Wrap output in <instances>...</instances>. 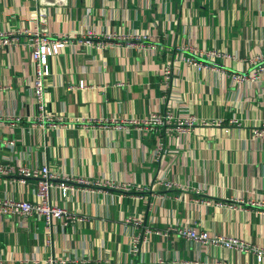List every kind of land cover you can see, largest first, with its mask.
I'll use <instances>...</instances> for the list:
<instances>
[{
	"label": "crops",
	"instance_id": "obj_1",
	"mask_svg": "<svg viewBox=\"0 0 264 264\" xmlns=\"http://www.w3.org/2000/svg\"><path fill=\"white\" fill-rule=\"evenodd\" d=\"M35 28L95 36L48 60L45 110L62 119L54 126L33 122L23 40L0 49V164L47 166L87 184L50 192L77 222L0 216V264H258L252 251L199 247L176 230L264 246V140L252 136L264 120V72L230 77H249L264 53V0H0V33ZM187 47L233 59L198 70L181 61ZM165 110L220 124L166 135L130 123ZM35 183L0 175V198L34 202Z\"/></svg>",
	"mask_w": 264,
	"mask_h": 264
},
{
	"label": "built area",
	"instance_id": "obj_2",
	"mask_svg": "<svg viewBox=\"0 0 264 264\" xmlns=\"http://www.w3.org/2000/svg\"><path fill=\"white\" fill-rule=\"evenodd\" d=\"M95 33L88 31L80 37H71L68 35L53 36L44 31L38 30H16L11 32L0 33V49L7 46L17 45L20 43V38L23 40V45L29 53L30 62L33 71V80L30 85V90L34 97L38 113L33 118L34 123H38L40 126L48 124V126H54L56 123L62 121L61 118H53L48 115L45 110V90L47 78L49 76V58L58 55L61 50L67 45H76L78 43L82 46H92ZM97 46H99L97 44ZM188 52L187 55H182L181 61L196 67L198 70L213 69L212 64L217 58L233 59L226 53L218 50L199 51L190 47L185 48ZM253 69L251 75L245 76L242 74H232L231 79L241 84L247 80L258 81L261 73L264 72V53L259 57H253L249 62ZM170 72L165 69V74ZM79 87H82L80 84ZM18 118H11V126H16ZM130 123L144 125L149 129L160 128L166 135H185L195 126L220 124V121L214 122V120H199L193 115L173 113L171 110H165L164 112H153L148 117L141 120H130ZM233 123H236L234 121ZM252 136L256 140H264V120L254 125L252 129ZM7 145L12 148L13 142H8ZM157 151H161V147L157 148ZM15 173L23 180L27 178H34L35 183V197L34 202L3 197L0 198V216L5 218H29L38 217L45 225L50 226L53 221H58L62 225L68 223L77 222L80 218H77L65 207H61L52 204L50 199V192L52 188H60L62 195L65 196L68 189L72 185L69 183L87 184L86 181L81 179L68 178L65 176L59 177L50 171L47 166H41L39 168H30L25 165L19 166L15 171H12L9 167L0 164V175H9ZM60 179V180H59ZM55 181H59L55 183ZM159 184L163 185L164 189H170L174 184L172 182H164L159 179ZM257 203V202H256ZM255 203V204H256ZM264 206V202L257 203ZM133 222L137 223L135 219ZM177 234L187 240L193 242L199 247L208 245L220 246L226 249L237 250L240 252L252 251L255 254L256 262L258 264H264V246H253L245 243L237 237L224 236L221 234L210 235L206 231H196L194 229L178 228ZM152 233V230L147 228L142 235L136 236L133 240V247L137 250V245L141 240H145L148 234ZM45 264H63L62 262H56L55 260H49Z\"/></svg>",
	"mask_w": 264,
	"mask_h": 264
}]
</instances>
